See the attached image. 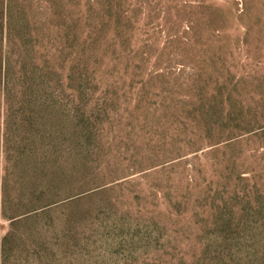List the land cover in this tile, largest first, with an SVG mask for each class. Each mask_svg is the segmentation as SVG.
I'll return each instance as SVG.
<instances>
[{"label":"rangeland","instance_id":"rangeland-1","mask_svg":"<svg viewBox=\"0 0 264 264\" xmlns=\"http://www.w3.org/2000/svg\"><path fill=\"white\" fill-rule=\"evenodd\" d=\"M70 1L11 11L54 70L11 77L0 101L18 195L14 221L0 213V264H264V5L180 0L218 6L219 32L183 21L173 43L170 0H120L139 19L134 51L120 35L124 52L96 47L82 69L69 55L89 19L66 20Z\"/></svg>","mask_w":264,"mask_h":264},{"label":"trees","instance_id":"trees-1","mask_svg":"<svg viewBox=\"0 0 264 264\" xmlns=\"http://www.w3.org/2000/svg\"><path fill=\"white\" fill-rule=\"evenodd\" d=\"M9 1V20L7 25L2 22V17L0 20V101L3 98L4 90H7V87L11 83V77L19 76L25 71L32 73V68H37L41 65V69L45 73H51L53 71V66L49 64L48 60H43V64L39 62V59L36 55L37 50L35 44H28L25 38V28L23 24L18 25L17 23H12L11 11L14 8H18V11L22 10L21 0H8ZM96 2V5H93L90 0H74L67 2L66 9H64L66 20L74 21H89L82 22L78 24V28L74 31L72 35L73 41L76 43L73 53L69 55L77 64L79 63L82 69L93 68L95 64L94 60L99 55L100 51L95 52L96 47L110 45L111 51L118 50L119 52L123 51L122 41L117 39L121 37H126L128 39L127 51H134L132 45L133 38L136 32L139 31V19L131 14L130 9H124V3L119 2L120 0H93ZM173 7L172 9V22L169 29L172 31L170 34V39L173 43L179 42L184 35H179L177 28L181 25L186 24L187 29L185 33H191V36L196 35L198 32L199 26H207L210 28V35L217 37L214 31L219 32V7L212 3H201L195 4H186L182 3L180 0H170ZM3 2L5 0H0V15L4 8ZM17 5H13V3ZM186 2V1H185ZM242 5L247 13H250L253 7L264 5V0H241ZM74 9V16H70L68 11ZM16 11V9H15ZM23 11V10H22ZM183 13V16L181 15ZM22 13L18 14L20 16ZM186 18V19H185ZM114 25L112 28L108 26L107 30V39L101 38L103 36L102 26ZM111 30V31H110ZM27 32V31H26ZM102 34V35H101ZM106 34V32L104 33ZM101 35V36H99ZM200 35V33H199ZM96 39H100L99 43ZM125 43V45H127ZM121 50H120V49ZM132 48V49H131ZM94 59V60H93ZM108 63L105 62V66ZM205 95L206 100H210L213 96V93L206 91ZM248 123L244 125H238L236 128L238 130H243L247 128ZM33 139L27 137L25 139V146L27 151H31L33 148L32 145ZM34 143V141H33ZM5 162L8 163V160L5 159ZM7 164H3L0 161V213L11 219L14 218V215H9V210L11 204L15 203L18 195L16 193L8 194L6 189V170ZM21 198V197H20Z\"/></svg>","mask_w":264,"mask_h":264}]
</instances>
